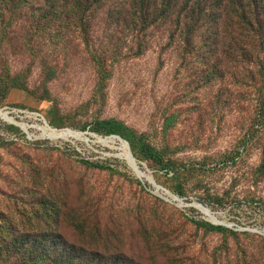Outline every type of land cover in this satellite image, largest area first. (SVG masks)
Instances as JSON below:
<instances>
[{"label": "rangeland", "instance_id": "374dc122", "mask_svg": "<svg viewBox=\"0 0 264 264\" xmlns=\"http://www.w3.org/2000/svg\"><path fill=\"white\" fill-rule=\"evenodd\" d=\"M119 5L95 10L82 40L67 20L44 17L40 0L19 7L0 0V109L31 135L0 118V215L15 223L20 209L32 212L53 189L71 203L97 205L112 244L145 264H152V242L137 233L136 215L162 218L179 251L196 255L197 264H264V176L256 171L264 145L256 104L264 79L251 72L240 32L220 26L184 40L167 25L138 40L119 19ZM43 119L56 129L86 132L89 140L44 137ZM113 134L130 142L142 169L171 194L141 179L119 143L98 141ZM147 149L176 170L146 158ZM82 159L115 170L88 168ZM196 204L233 224L235 233L184 225L186 216L209 221ZM60 227L79 239L68 223Z\"/></svg>", "mask_w": 264, "mask_h": 264}, {"label": "trees", "instance_id": "16d2710c", "mask_svg": "<svg viewBox=\"0 0 264 264\" xmlns=\"http://www.w3.org/2000/svg\"><path fill=\"white\" fill-rule=\"evenodd\" d=\"M29 0H9L14 7L25 5ZM45 8L44 17L65 19L75 26L81 39L89 38L91 18L95 10L112 1H120V20L132 26L133 36L138 40L160 26L170 25L184 40H192L204 30L223 27L240 32L250 58L251 72L264 79V0H40ZM57 15V16H55ZM112 17V16H111ZM139 47L140 55L143 51ZM257 120L264 130V92L259 94ZM169 123H172L170 118ZM115 133L114 130H108ZM131 145V144H130ZM132 148V147H131ZM133 151V150H132ZM144 155L163 168L176 170L174 163L161 161L152 149ZM88 168L113 172L107 163L82 159ZM257 174L264 176V145L261 150ZM69 197L72 193L66 189ZM223 206V199H216ZM153 210V207L150 209ZM98 206L89 203H71L63 192L47 190L36 202V208L28 213L20 209L15 223L0 215L4 225L0 228V258L5 264H145L134 254L113 245V232L101 229ZM138 234L150 242L152 264H197L196 255L180 252L175 231L168 229L162 218L136 215ZM195 230L205 233H235L232 228L210 221L185 217ZM66 222L77 233L78 240H70L60 231ZM150 226V227H149ZM149 227V228H148ZM110 233V234H109ZM136 233V235H138ZM147 248V247H146ZM182 249V247H181ZM149 252V249H147ZM207 261V259H206ZM203 264H208L205 262ZM211 264V263H210Z\"/></svg>", "mask_w": 264, "mask_h": 264}, {"label": "bare ground", "instance_id": "6f19581e", "mask_svg": "<svg viewBox=\"0 0 264 264\" xmlns=\"http://www.w3.org/2000/svg\"><path fill=\"white\" fill-rule=\"evenodd\" d=\"M0 118H2L4 120H8V121H15L10 116V113L8 111L2 110V109H0ZM18 124H20L21 126H23L25 128H28V126L25 125L24 123H18ZM40 128L42 129V134H41L42 136L50 137L52 139H57L59 137H64V138L73 137V138H78V139H86L85 134L81 133L80 131H72L71 129L60 130V129L53 128L50 125H43ZM100 141L102 143H105V144L119 143L120 148H121V150L123 152V153H121V155L128 161L130 166L134 169V171L137 173V175L140 176V178L145 179L146 181L148 180V176L149 175L142 169L141 163H138V162L136 163L133 160V158H131L129 156L125 144L123 143V141L119 137H107V138L100 137ZM160 192H163V194H171V192H169V191L167 192L165 190L164 191L160 190ZM200 208H201L202 212L204 213V216H206L208 218L215 219V220H219L212 213V211L210 209H208V207L200 206Z\"/></svg>", "mask_w": 264, "mask_h": 264}, {"label": "water", "instance_id": "95a60500", "mask_svg": "<svg viewBox=\"0 0 264 264\" xmlns=\"http://www.w3.org/2000/svg\"><path fill=\"white\" fill-rule=\"evenodd\" d=\"M5 121H8V120H5ZM8 122H10V123H12V124H15V125L19 126V127H20V128L26 133L27 137H28V138H31V135L29 134L27 128L21 126L20 124H18V123L15 122V121H8ZM43 122H44V125H48L47 122H46L45 120H43ZM80 132L83 133V134H85L86 140H89V137L86 136V134H87L86 132H83V131H80ZM44 137H45V136H44ZM100 137H103V136H99V137H98V141H99V142H101V141H100ZM107 137H119V138L123 141V143L125 144L129 156H130L131 158H133V160H134L136 163L138 162L137 158L135 157V155H134V153H133V151H132V148H131L130 142H129L128 140L124 139V138L121 137L120 135H115V134L110 135V136H106V137H104V138H107ZM104 144H105V143H104ZM122 153H123V152H122ZM127 162H128V161H127ZM138 163H139V162H138ZM139 177H140V176H139ZM141 179H142V178H141ZM148 180H149V182L155 187L157 193H160V194L162 195L163 192H160V190H163V191H164V190H165V191H169L168 189H166V188H164V187L158 185V184L153 180V178H152L151 176H148ZM169 192H170V191H169ZM174 200L180 201V205H182V200H181L180 198H178L177 196H174ZM196 206H197L199 209H201L200 206H204V205H203V204H196ZM201 211H202V210H201ZM208 219H209V221H211L213 224L224 225V226H227V227H232V226H233V224H231V223H227V222H225V221L215 220V219H212V218H208Z\"/></svg>", "mask_w": 264, "mask_h": 264}]
</instances>
